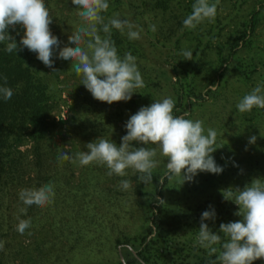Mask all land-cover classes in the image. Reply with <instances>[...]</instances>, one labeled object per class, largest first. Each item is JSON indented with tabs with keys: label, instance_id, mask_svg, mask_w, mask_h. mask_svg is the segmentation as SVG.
Segmentation results:
<instances>
[{
	"label": "trees",
	"instance_id": "obj_1",
	"mask_svg": "<svg viewBox=\"0 0 264 264\" xmlns=\"http://www.w3.org/2000/svg\"><path fill=\"white\" fill-rule=\"evenodd\" d=\"M193 3L195 0H109V9L102 14L106 20L119 14L143 29L139 40H130L126 31L121 34L113 28L112 39L121 57L130 52L137 58L145 87L137 89L130 101L114 102V107L100 115L105 120L95 118L91 124L100 122L95 131L107 132L120 122L116 127L121 135L115 139L120 144L131 115L170 97L175 101L174 115L188 113L186 118L203 121L206 132L209 128L217 132V150L212 155L223 172H201L192 182L182 184L181 177H169L167 158L157 149L159 164L153 170L152 183H141V174L131 169L127 176L133 205L140 210L136 226L118 225L109 219V231H104L101 221L92 229L94 215L82 206L81 222L75 217L79 227L68 236L70 248L80 245L78 249H83L82 259L68 261L54 254L55 264H211L219 252L209 255L210 250L196 240L202 212L209 205L214 207L216 220L205 223L218 232L221 223L242 219L234 215L239 206L225 200L223 194L227 197L232 192L234 199L236 188L242 190L253 179L264 182V109L254 107L241 113L236 107L252 91L250 86L257 78V85L264 86V38L258 37V27L264 23V0H219L213 20L189 29L183 21L191 14ZM150 25L156 26L155 32ZM24 31L20 25L8 30L18 44ZM5 46L0 43V86L12 88L14 94L7 101L0 96V206L11 189L48 184L52 168L64 162L58 160L62 150L52 146L59 125L55 112L60 101H65L58 81L70 69L58 53L54 56L57 71L52 72L27 48L8 53ZM184 51L193 52L192 60H185ZM85 99L87 103L79 102L83 109L98 103L106 108V102ZM253 135L257 140L251 144ZM25 207L28 216L42 208ZM221 237L227 239L222 233ZM40 239L41 243L47 241ZM214 247L220 249L221 245ZM0 264H7L1 251ZM253 264H264V259Z\"/></svg>",
	"mask_w": 264,
	"mask_h": 264
},
{
	"label": "clouds",
	"instance_id": "obj_2",
	"mask_svg": "<svg viewBox=\"0 0 264 264\" xmlns=\"http://www.w3.org/2000/svg\"><path fill=\"white\" fill-rule=\"evenodd\" d=\"M71 2L77 9L81 24L68 36V44L61 47V41L49 27L53 16L45 0H0V43H5L4 50L17 53L27 48L36 53L37 58L52 72L57 71L54 56L58 53V58L70 62V69L82 77L81 84L94 99L108 104L130 101L137 89L145 87V83L137 58L130 52L123 57L118 54L112 29L119 30L121 34L126 31L130 40H139L143 29L129 19H122L119 14H113L106 20L102 14L108 11L109 0ZM218 4L219 0H195L191 14L183 21L184 26L195 29L205 20H213ZM17 25L25 30L19 44L8 32L9 28L15 29ZM149 27L151 31H156L155 25ZM101 31L103 36L99 34ZM182 55L185 60H192L193 52L184 51ZM4 83L7 84V77H4ZM13 94L12 88L0 86V96L5 101L10 100ZM236 107L241 113L249 112L254 107L264 109V86L257 85ZM174 108L175 101L170 97L156 100L130 116L125 124L127 134L121 138L119 145L113 140L99 137L87 143L88 151L71 155L61 152L58 160L78 161L82 166L92 163L105 165L108 176L115 174L125 177L131 169L141 174V183L149 184L153 181V170L159 164L156 159L159 150V154L167 158L169 177H181L182 184L192 182L201 172L221 174L224 169L216 164L212 155L217 150V132L211 128L206 132L203 121L186 118L188 113L174 115ZM256 140L257 137L253 135L249 143L254 144ZM148 144L157 147L144 146ZM120 185L123 190L132 186L127 179L121 180ZM236 189L234 199L231 198L232 192H228L227 197L223 196L239 206L234 215L242 219L221 223L219 231L214 232L205 223L216 220L214 207L209 205V210L201 214L196 240L202 248L210 250L209 255L219 252L211 264H253L256 260L264 259V182L253 179L242 190ZM54 197V185L51 183L19 192L25 206L44 207L53 203ZM20 212L26 214L27 208H21ZM31 227L30 218L20 219L16 230L23 235ZM221 233L226 240L222 241ZM214 245H221V248ZM3 249L4 242L0 241V251Z\"/></svg>",
	"mask_w": 264,
	"mask_h": 264
},
{
	"label": "rangeland",
	"instance_id": "obj_3",
	"mask_svg": "<svg viewBox=\"0 0 264 264\" xmlns=\"http://www.w3.org/2000/svg\"><path fill=\"white\" fill-rule=\"evenodd\" d=\"M45 3L53 16V22L49 26L51 32L58 37L63 47L68 44V36L72 30L81 24L77 9L71 0H45ZM258 28V37L264 38V23ZM68 64L71 68L70 62ZM58 82L65 101H60V107L55 112L59 125L53 134L55 145L52 144V149L58 148L62 152H67L68 155L88 151L87 143L99 137L113 140L119 145L115 139L117 134L118 137L121 135L116 127L120 122L112 124L107 132L95 131L96 124L100 126V122L91 124L95 118L105 120V116L100 115L104 113V110L114 107L115 103H106V108L98 103L96 107L90 106L83 109L79 106V102L87 103L85 96L92 100L94 98L81 84L82 77L68 69L66 73L60 74ZM258 83L257 78L256 84L250 86L251 89L253 90ZM95 111L100 114L98 115ZM68 162H61L52 168L53 177L49 183L54 185V201L42 207L39 212L34 211V214L29 216L20 212L25 205L19 198L18 189H11L4 195L0 206V241L4 242L1 254L3 258H7V264H55L57 261L54 259V254H58L62 259L67 258L68 261L81 260L80 253L83 249H78L80 245L70 248L68 236H70L69 231L81 222L82 206L84 210L87 208L85 211L87 214L94 215L90 223L92 229L97 226V222L101 221L105 227L104 231H109L108 225L112 219L116 220L118 225L136 226L137 214L140 210L133 205L132 187L123 190L120 185L121 180H130L127 177L130 169L127 178H118L113 175L108 176L105 165L82 166L78 161ZM75 217H78L80 221L77 224ZM29 218L32 227L21 235L16 230L19 220ZM40 221L43 224H40ZM40 237L47 240L45 244L41 243ZM39 244L44 248L39 247ZM93 253H96L95 249ZM96 255L98 256V253Z\"/></svg>",
	"mask_w": 264,
	"mask_h": 264
}]
</instances>
